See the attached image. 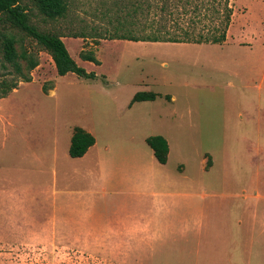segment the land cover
<instances>
[{"label":"rangeland","instance_id":"374dc122","mask_svg":"<svg viewBox=\"0 0 264 264\" xmlns=\"http://www.w3.org/2000/svg\"><path fill=\"white\" fill-rule=\"evenodd\" d=\"M20 1L40 29L62 34L72 57L97 77L60 76L52 56L26 38L40 64L31 81L0 98V264H136L134 253L90 250L98 239L73 231L76 213H110L120 202L105 190L94 162L70 157L68 134L76 125L94 133L98 153L115 165L140 156L155 169L151 175L159 173L153 179L185 170L210 196L242 189L264 195V0H231L234 16L224 44L113 38L119 27L115 0H68L67 14L58 19L41 15L34 0ZM83 50L100 63L84 60ZM3 65L0 49V77L11 79ZM138 91L159 95L130 104ZM159 134L170 144L167 163L146 141ZM51 150L57 157H41ZM240 203L229 204L234 228L239 218L246 221L238 226L234 264H264V226L255 225L254 211ZM164 238L165 245L151 243L158 250L143 253L140 264H231L214 262L218 253L207 261L203 248L169 249L177 243L172 240L184 239L180 234Z\"/></svg>","mask_w":264,"mask_h":264},{"label":"crops","instance_id":"0c3cea01","mask_svg":"<svg viewBox=\"0 0 264 264\" xmlns=\"http://www.w3.org/2000/svg\"><path fill=\"white\" fill-rule=\"evenodd\" d=\"M224 43H229V36ZM256 128L260 134L262 125L258 123ZM73 130L74 128L68 134L71 133V138ZM86 130L94 135L91 130ZM98 145L99 142L96 140L81 157H72L69 154L72 158L89 160L91 164L94 162L96 171L104 178L105 190L110 191L113 196H120L118 206L112 208L110 213L80 211L71 218L75 235L98 239L90 244L89 249L92 251L134 253L130 259L140 264L143 253L158 250L151 247V243L157 241L160 245H165L162 243L166 241L164 237L180 234L184 239L172 240L171 242L177 243L169 245V249L174 250L182 244L183 247L178 248L179 251L191 250L192 253H200L203 248V251L208 253L207 261H211L212 253H218V256L214 257V262L219 260L234 264L233 253L240 249L241 231L238 233V226H244L246 221L239 218L234 228L231 221L233 209L229 214V204L239 205L243 202L244 210L250 208L249 211H254L255 225L256 222H261L264 226V195L260 193L253 195L242 189L236 194L217 191L210 196L204 192L203 182L189 179L185 170L171 178L153 179L159 173L151 175L150 170L155 169L146 166L142 157L138 156L133 161L127 160L125 163L115 165L110 159L98 153ZM152 151L154 153L153 149ZM54 152L51 150L44 154L42 151L40 154L42 158L48 159ZM58 153L57 151V155ZM54 155L57 157L56 152ZM206 163L208 162L205 161L208 168ZM216 202L218 206L215 205ZM219 204L227 206L223 208ZM257 204H263L259 211L256 208ZM216 209L218 211L215 218H209V211ZM61 219L65 222L67 218L63 216ZM214 221L217 225H214ZM190 234L193 238L189 240L187 238ZM187 242L190 248L184 246Z\"/></svg>","mask_w":264,"mask_h":264},{"label":"trees","instance_id":"16d2710c","mask_svg":"<svg viewBox=\"0 0 264 264\" xmlns=\"http://www.w3.org/2000/svg\"><path fill=\"white\" fill-rule=\"evenodd\" d=\"M34 3L38 12L50 19L64 17L69 8L68 0H34ZM113 6L119 24L113 38L132 41L222 44L227 40L234 16L231 0H115ZM0 25H4L0 29L3 67L13 76L11 79L0 77V98L7 96L20 81H31L32 71L40 64L39 54L26 46V38L52 56L60 76L72 72L81 78L96 79L95 71H88L72 57L63 35L40 29L20 0H0ZM81 57L100 63L93 51L83 50ZM158 95L155 91H138L131 103L156 99ZM95 143L96 137L91 132L76 125L69 154L81 157ZM147 143L158 161L167 163L168 140L160 134L151 135ZM207 162L209 166L211 157Z\"/></svg>","mask_w":264,"mask_h":264}]
</instances>
